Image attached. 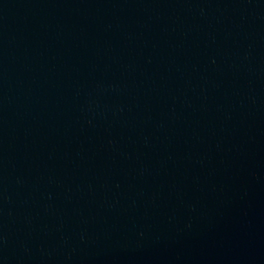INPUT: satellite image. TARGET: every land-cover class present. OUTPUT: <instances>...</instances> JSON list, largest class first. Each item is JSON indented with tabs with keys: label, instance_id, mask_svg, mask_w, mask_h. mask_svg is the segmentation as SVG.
<instances>
[{
	"label": "water",
	"instance_id": "water-1",
	"mask_svg": "<svg viewBox=\"0 0 264 264\" xmlns=\"http://www.w3.org/2000/svg\"><path fill=\"white\" fill-rule=\"evenodd\" d=\"M0 264H264V0H0Z\"/></svg>",
	"mask_w": 264,
	"mask_h": 264
}]
</instances>
